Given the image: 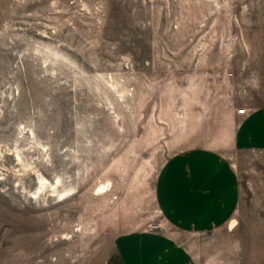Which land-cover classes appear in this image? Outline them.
I'll return each mask as SVG.
<instances>
[{
	"label": "rangeland",
	"instance_id": "374dc122",
	"mask_svg": "<svg viewBox=\"0 0 264 264\" xmlns=\"http://www.w3.org/2000/svg\"><path fill=\"white\" fill-rule=\"evenodd\" d=\"M245 105L264 107V0H0V264H99L142 235L264 264V166L232 144ZM198 148L236 165L229 233L181 232L156 200ZM39 175L72 195H34Z\"/></svg>",
	"mask_w": 264,
	"mask_h": 264
},
{
	"label": "crops",
	"instance_id": "0c3cea01",
	"mask_svg": "<svg viewBox=\"0 0 264 264\" xmlns=\"http://www.w3.org/2000/svg\"><path fill=\"white\" fill-rule=\"evenodd\" d=\"M245 107L251 110L246 117L235 114L233 150L254 153L258 163L264 166V107ZM240 199L236 165L227 154L207 148L171 157L156 186L160 210L168 223L181 232L209 233L225 229L229 233L232 221L237 220L235 228L240 224L236 217ZM173 241L166 236L150 235L121 238L114 252L98 261L99 264H200L194 255ZM159 246H163L160 252L153 253Z\"/></svg>",
	"mask_w": 264,
	"mask_h": 264
},
{
	"label": "bare ground",
	"instance_id": "6f19581e",
	"mask_svg": "<svg viewBox=\"0 0 264 264\" xmlns=\"http://www.w3.org/2000/svg\"><path fill=\"white\" fill-rule=\"evenodd\" d=\"M20 155L16 154V158L20 160ZM60 180L57 179L55 183H49L46 179H44L41 175L38 176V189L34 195H40L44 192L49 194V197H57L59 201H64L67 199L71 194L72 190H65L63 192L59 191ZM104 186L99 187L98 194L103 193ZM236 221H232L229 225V230H233L236 227Z\"/></svg>",
	"mask_w": 264,
	"mask_h": 264
},
{
	"label": "built area",
	"instance_id": "2783aa9c",
	"mask_svg": "<svg viewBox=\"0 0 264 264\" xmlns=\"http://www.w3.org/2000/svg\"><path fill=\"white\" fill-rule=\"evenodd\" d=\"M250 109L246 108L245 106H242V108H239L236 110V115L240 117H246L250 113Z\"/></svg>",
	"mask_w": 264,
	"mask_h": 264
}]
</instances>
